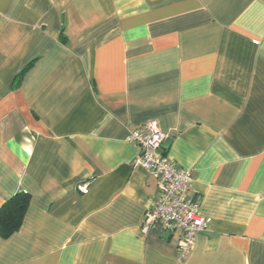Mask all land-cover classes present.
I'll use <instances>...</instances> for the list:
<instances>
[{
	"label": "crops",
	"instance_id": "0c3cea01",
	"mask_svg": "<svg viewBox=\"0 0 264 264\" xmlns=\"http://www.w3.org/2000/svg\"><path fill=\"white\" fill-rule=\"evenodd\" d=\"M151 119L210 218L182 259L144 229ZM19 191L0 264H264V0H0V205Z\"/></svg>",
	"mask_w": 264,
	"mask_h": 264
},
{
	"label": "built area",
	"instance_id": "2783aa9c",
	"mask_svg": "<svg viewBox=\"0 0 264 264\" xmlns=\"http://www.w3.org/2000/svg\"><path fill=\"white\" fill-rule=\"evenodd\" d=\"M128 139L135 144L138 155L135 163L156 179L157 195L146 209L144 229L159 228L179 236L178 255L185 258L196 234L202 232L210 218L200 213L201 196L188 197L192 181L191 170L182 169L162 150L165 133L151 119L129 131ZM78 189L86 192V186Z\"/></svg>",
	"mask_w": 264,
	"mask_h": 264
},
{
	"label": "trees",
	"instance_id": "16d2710c",
	"mask_svg": "<svg viewBox=\"0 0 264 264\" xmlns=\"http://www.w3.org/2000/svg\"><path fill=\"white\" fill-rule=\"evenodd\" d=\"M29 203V194L19 191L0 205V236L7 238L21 225Z\"/></svg>",
	"mask_w": 264,
	"mask_h": 264
}]
</instances>
